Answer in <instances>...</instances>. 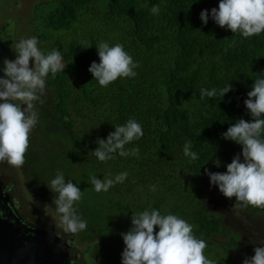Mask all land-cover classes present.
Masks as SVG:
<instances>
[{
  "label": "trees",
  "instance_id": "1",
  "mask_svg": "<svg viewBox=\"0 0 264 264\" xmlns=\"http://www.w3.org/2000/svg\"><path fill=\"white\" fill-rule=\"evenodd\" d=\"M213 2L52 0L48 10L44 3L36 6L37 24L40 15L44 24L38 47L45 54L59 50L65 69L55 78L49 73L45 91L35 102L38 123L29 133L31 145L19 170L56 211L57 194L47 185L58 172L83 192L74 207L87 221V229L75 233L71 245L84 243L86 255L94 261L122 264L121 233L132 226L133 213L153 209L192 225L194 236L206 242V258L215 264H242L254 253L240 247L238 232L237 238L228 237L234 231L224 229V217L209 205L220 201L263 220L264 208L235 206V197L227 198L211 185L205 169L225 173L242 152L241 145L224 139L222 133L240 118L251 120L244 100L254 79L264 75V32L249 38L233 35L210 16L204 25L200 13L218 8ZM153 5L159 6L158 15L152 14ZM101 42L122 45L138 63L137 75L100 86L88 69L93 61L100 63ZM229 83L233 91L222 98L219 90ZM202 87L217 89V96L201 99ZM129 119L142 126L144 135L125 150L138 148L139 155L122 157L117 152L113 159L99 161L92 154L98 147L95 141L106 139ZM189 142L198 160L184 155ZM123 172L128 173L124 182L107 192L97 193L89 180ZM158 231L156 226L154 232ZM219 236L228 242H218ZM215 244L219 248L210 253ZM232 250L245 255L241 260L232 257Z\"/></svg>",
  "mask_w": 264,
  "mask_h": 264
},
{
  "label": "clouds",
  "instance_id": "2",
  "mask_svg": "<svg viewBox=\"0 0 264 264\" xmlns=\"http://www.w3.org/2000/svg\"><path fill=\"white\" fill-rule=\"evenodd\" d=\"M151 12L158 15L159 6L153 5ZM209 16L221 28L226 26L230 29L233 35L239 33L249 38L264 32V0H219L218 8L213 7L210 13L207 9L201 11L200 19L204 25H207ZM37 45L36 37L13 42L11 48L16 58L3 61L4 76L0 77V163L13 168H20L25 163L29 133L38 123L35 102L45 91L46 78L49 73L55 78L65 69L59 50L53 49L45 54ZM81 46L85 49L91 47ZM97 49L100 63L93 61L88 71L100 86L106 87L120 77L137 75L134 69L139 65L122 45L109 46L107 42H101ZM30 60H34L32 67L29 66ZM230 91H233L231 83L220 89L219 95L223 98ZM199 94L201 99L214 98L217 89L202 87ZM247 97L244 104L251 120L240 118L222 133L224 139L241 145L242 152L234 156L225 173L205 169V174L209 176L210 184L217 186L225 197H235V206L264 208V75L254 79ZM143 135L142 126L129 119L124 125L115 126V131L110 132L106 139L98 138L95 141L98 147L92 154L101 162L113 159L117 152L122 157L138 156V148L125 150V145ZM191 147L190 142L185 144L184 155L198 160V155L190 151ZM127 176L128 173L123 172L114 178L90 176L89 180L99 193L123 183ZM47 187L57 194L53 202L62 214L60 223L63 230L73 234L86 230L87 221L77 214L74 207L82 199L83 192L71 180L66 182L59 172ZM131 225L126 233H121L125 244L121 253L122 264H215L204 254L206 242L197 239L193 226L176 215H162L155 209L145 210L133 213ZM156 226L158 232H154ZM253 251L254 255L246 256L242 264H264V247H255Z\"/></svg>",
  "mask_w": 264,
  "mask_h": 264
},
{
  "label": "rangeland",
  "instance_id": "3",
  "mask_svg": "<svg viewBox=\"0 0 264 264\" xmlns=\"http://www.w3.org/2000/svg\"><path fill=\"white\" fill-rule=\"evenodd\" d=\"M215 1L219 3V0H214L213 5L216 4ZM40 3H44L45 10L53 7L52 0H0V54H3V52L7 54L5 58L10 57L12 58L11 60L16 58V54L11 48L13 42L31 37L37 38L43 35V15L39 17V24L36 21L38 18L36 6ZM55 35L53 33V36ZM39 41L40 39H38ZM33 65L34 60H30L29 66L32 67ZM29 145L31 144L29 143ZM0 168L6 178L11 180L18 204L47 220L48 226L56 231L59 236L64 237L71 245L70 240L72 239L73 241L75 233H67L63 230L59 213L55 209L50 208L51 206L43 201L41 195L31 189L19 168H13L4 163H0ZM210 203L209 209L217 215L224 217V229L234 231L228 237L231 238L232 235L233 238H237V232L240 234L239 245L242 249L252 251L255 247H264L263 219L244 211L242 208L230 206L220 201L212 200ZM97 211L100 212V210ZM216 240L222 243L228 242L226 236H219ZM82 244L77 246V242L73 243V246H77L74 247L76 248L74 252L77 255L79 264H103L102 261H94L91 256H87L86 246L84 243ZM216 247L219 248V245L215 244L214 249L210 253H213ZM231 252L232 257L240 258V260L242 255H245L236 250H232Z\"/></svg>",
  "mask_w": 264,
  "mask_h": 264
},
{
  "label": "water",
  "instance_id": "4",
  "mask_svg": "<svg viewBox=\"0 0 264 264\" xmlns=\"http://www.w3.org/2000/svg\"><path fill=\"white\" fill-rule=\"evenodd\" d=\"M6 187L0 184V264H71V253L58 245L60 238L47 232L39 235V229L17 220L12 223L14 201Z\"/></svg>",
  "mask_w": 264,
  "mask_h": 264
},
{
  "label": "flooded vegetation",
  "instance_id": "5",
  "mask_svg": "<svg viewBox=\"0 0 264 264\" xmlns=\"http://www.w3.org/2000/svg\"><path fill=\"white\" fill-rule=\"evenodd\" d=\"M5 55H7V54H5L4 52H3V54H0V77H3L4 76V73H3V67H4L3 61H4L5 57H6ZM7 58H9L10 60L12 59L10 57H7ZM3 173L4 172H2V170H0V177H1L0 184L2 186L7 185V187L5 188V192L12 193V195H13L12 200L14 201V206H12V207L9 206L10 207V210H13V216L15 217L14 219H12V223L15 224L16 223L15 220H17L18 223H20L21 225L28 224L31 227H34L36 229H39V232H38L39 235H41L42 232H47L48 234H50L49 235L50 237H53V238L58 237V238H60V242H58V245L61 246V247H63L64 250H65V252H66V250H68V252L71 253L72 261H74V264H79L77 255H75V252H74V250H76V249L73 247V245L71 246L66 241V239L64 237L59 236L56 233V231H54L53 229H51L48 226V224H47V220L39 217L35 213L30 212L29 209H27L24 206H21L20 204H18V202L16 201V197L14 195V192H13V186L11 185V180H9L8 178H6L5 174H3ZM62 240H65L67 242V245L64 244V246H62L63 245V241Z\"/></svg>",
  "mask_w": 264,
  "mask_h": 264
}]
</instances>
